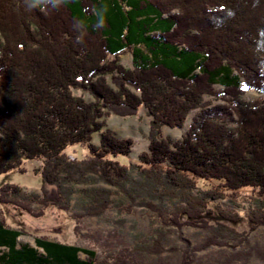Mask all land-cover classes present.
<instances>
[{
    "label": "trees",
    "instance_id": "obj_1",
    "mask_svg": "<svg viewBox=\"0 0 264 264\" xmlns=\"http://www.w3.org/2000/svg\"><path fill=\"white\" fill-rule=\"evenodd\" d=\"M126 51L132 68L119 62ZM247 90L264 93V0H61L56 7L0 0V175L24 173L26 161L41 159L42 194L32 202L66 211L76 185L101 182L124 192L130 212V167L113 157L128 156L133 140L119 138L105 118L144 106L150 143L137 182L171 203L164 210L146 202L163 224L150 244L104 258L45 237L19 244L22 231L0 216V264H147V254L167 250V228L200 226L209 211L240 220L236 208L216 202L222 199L248 203L246 218L264 226V99L244 101ZM207 95L224 103L204 102ZM199 108L182 139L163 136ZM99 131L100 143L91 145ZM75 144L87 146L84 158H70ZM21 191L4 185L0 202L31 211ZM91 191L86 215L105 214L116 191ZM225 229L235 232L225 224L216 230ZM196 263L187 251L179 262Z\"/></svg>",
    "mask_w": 264,
    "mask_h": 264
},
{
    "label": "rangeland",
    "instance_id": "obj_2",
    "mask_svg": "<svg viewBox=\"0 0 264 264\" xmlns=\"http://www.w3.org/2000/svg\"><path fill=\"white\" fill-rule=\"evenodd\" d=\"M118 59L126 68L133 67L130 52L119 54ZM109 80L113 84L111 78ZM217 89L221 90L222 87L218 85ZM73 92L87 101H93V97L84 90L74 89ZM242 99L253 102L257 99H264V93L247 90ZM204 102L213 105L224 103L211 95H207ZM199 112L200 108L190 111L181 128L164 127L163 136L170 141L182 139ZM105 119L107 126L119 138L133 140V148L128 156L113 157L130 167L133 180L125 188L132 191L136 197L132 210L128 212L125 209L128 201L124 192L101 182L76 185L70 208L66 211L53 205L46 207L32 202L31 197L35 194H42V178L37 171L43 161L41 159L28 160L24 164V173L11 171L0 175V188L13 183L22 189L20 200L24 203H31L29 204L31 211H27L19 205L0 202V216L6 224L22 231L18 239L19 244L24 242L35 246L36 238L45 237L82 248L94 249L100 258H104L107 254L118 252L122 248L146 246L152 242L157 230L163 224L157 211L150 208L146 202L164 210L171 205L169 201L161 202L160 199L147 192L146 187L137 182L139 155L148 149L152 117L148 110L141 106L137 114L131 116L112 114ZM102 131L93 134L91 145L100 143ZM67 152L71 159H82L89 151L87 146L75 144L69 146ZM207 184V182L200 183L204 188ZM106 188L116 191L111 196L113 202L110 208L104 212L105 214L99 216L86 215V207L93 200L91 190ZM216 202L225 208H236L241 219L232 221L221 217L217 212L209 211L200 216L207 226L200 220V226H184L181 229L167 228V250L161 255L147 254L145 262L159 264L164 260L179 264L182 255L187 251L194 255L196 264H264V226L253 227V223L246 218L249 204L241 203L240 206H235L223 199ZM220 224H225L235 232L226 231V229L216 230L220 228ZM80 254L82 258H85V254Z\"/></svg>",
    "mask_w": 264,
    "mask_h": 264
},
{
    "label": "clouds",
    "instance_id": "obj_3",
    "mask_svg": "<svg viewBox=\"0 0 264 264\" xmlns=\"http://www.w3.org/2000/svg\"><path fill=\"white\" fill-rule=\"evenodd\" d=\"M53 7L58 6L61 3V0H50Z\"/></svg>",
    "mask_w": 264,
    "mask_h": 264
}]
</instances>
